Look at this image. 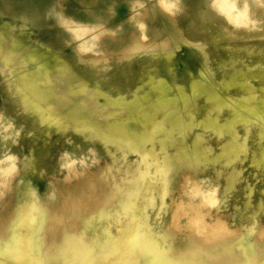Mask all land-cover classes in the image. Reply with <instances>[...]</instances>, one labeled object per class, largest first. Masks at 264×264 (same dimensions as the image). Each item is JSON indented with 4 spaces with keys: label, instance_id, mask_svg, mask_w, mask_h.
I'll use <instances>...</instances> for the list:
<instances>
[{
    "label": "rangeland",
    "instance_id": "rangeland-1",
    "mask_svg": "<svg viewBox=\"0 0 264 264\" xmlns=\"http://www.w3.org/2000/svg\"><path fill=\"white\" fill-rule=\"evenodd\" d=\"M107 1L111 0H53L52 7L49 4L44 13L46 15L47 12L48 19L52 13L58 20L59 28L67 31L65 17L88 18L87 11L91 6H109ZM150 1L137 0L133 7L141 8L138 3L150 4ZM41 3L48 4L49 0H0V33L5 36L0 41L5 46L17 48V51L25 48L16 55L19 59L17 67L23 66L20 62L25 56L30 68L43 63L49 66L53 75L56 73L61 75V79L64 77L59 86L65 91L67 81L83 79L82 74L72 70L61 56L56 57V63H52L51 56L43 50H28L30 40L21 37H27L26 29L31 25L1 20L2 16H22L24 10L32 9L25 6ZM69 3L74 5L69 6ZM170 4L175 14L173 17L178 19L181 16V26L185 27L186 35L183 36L180 31L172 33L170 38L162 31L147 34L150 39L154 38L153 42H149L154 45L150 56L161 55L166 62L159 64L155 61L159 65L148 66L144 71L142 66L141 71L134 72L133 83L136 82V86L123 90L111 87V83L109 88L91 83L94 89L90 87V90L104 92L112 98L124 97L128 101L136 94L142 95L140 98L144 102L149 101V97L154 99L160 95L176 98L177 105L181 106L180 94L191 93V84L201 79L205 87L210 88L211 85L221 89L234 105L254 92L258 98L252 103L264 110V0H209V9L197 5L200 10L192 7L193 0H170ZM113 6L114 3L100 18L89 17L91 23H72L75 27L83 24L91 27V31L85 34L90 39L86 57L100 59L92 65L105 69L109 67V71H114L117 58L114 54L121 56L106 46L112 37L105 29L110 26L109 18L114 16ZM35 9L40 14V9ZM13 38L18 41L15 47ZM33 41L37 46V39ZM122 51L125 52V49ZM78 53L84 57L81 50ZM30 55H35V58H30ZM14 67L16 65L10 64L0 69V108H11L9 104H3L1 91L4 85L12 82L10 71ZM99 71L95 78L102 79L103 71ZM202 71L205 74L203 77L200 74ZM142 72L147 73L142 76ZM108 80H111L109 74ZM139 85H142L141 89L137 90ZM84 96L83 93L69 94L74 104ZM191 96L200 103L199 117H202L210 102L201 90ZM92 103L100 108L103 101ZM115 107L110 104L109 109ZM225 113L229 115V111ZM170 114H180V109H173ZM8 121L0 123V223L4 220L0 234L4 239L13 231V219L35 199L42 211L51 209L54 215H58L44 223L41 232L47 244L55 243L53 248L56 249L61 245L64 229L80 231L96 241L95 259L92 260L97 264L109 262L110 259L100 258L109 253V257L113 258V243L124 235L131 215L120 209L118 200L121 190L123 192L135 185L132 177L138 175L141 169H147L153 173L156 171L154 174L160 188L153 192L154 204L146 207L141 220L158 233L174 230L169 240H173L175 250L187 248L191 238L202 243L204 237L223 238L225 233L242 236L245 245L252 241H257L259 245L262 243L259 237L264 234V112L260 118L253 117L247 127L239 128L240 136L246 137V145L245 152L236 157L220 155L221 144L210 128L195 127L187 129L186 134L176 130L167 146L157 144L156 154L152 151L150 140L142 146L143 149L117 148L114 145L108 149L101 143L93 145L77 134L74 135L76 143H71L69 137L73 136L44 125L36 128L37 139L31 140L25 135L18 143V136L13 135V127ZM194 135H197L200 151L189 153L193 149ZM30 140L32 145L28 144ZM36 142L38 148L35 147ZM77 143L83 150L76 147ZM36 149L42 153L39 154ZM116 184L119 186L116 187ZM109 193L113 195L106 204L109 215L100 217L98 207L103 205ZM76 210L81 213L79 218L74 215ZM35 226L36 222L32 227ZM50 259H55L52 264H62V257Z\"/></svg>",
    "mask_w": 264,
    "mask_h": 264
},
{
    "label": "bare ground",
    "instance_id": "bare-ground-1",
    "mask_svg": "<svg viewBox=\"0 0 264 264\" xmlns=\"http://www.w3.org/2000/svg\"><path fill=\"white\" fill-rule=\"evenodd\" d=\"M46 15H48L47 12ZM1 38L5 39L2 33H0ZM12 44L14 47L18 44L17 38H13ZM24 49L21 48L19 51ZM19 51L17 48L5 46L0 41V69H4L6 65H16L10 71L12 82L10 81L7 86L19 98L18 107L2 106L0 108V123L6 122L7 119L10 121L15 133L11 134L18 136V143L25 135L30 136L31 140L37 139L36 128L44 125L57 129L62 134H70L68 136H73L69 137L71 143H76L74 140L76 134L93 145L101 143L108 149L110 145L117 148L143 149L142 146L150 140L152 151L156 152L157 144L162 146V143L167 146L169 138L176 130L186 134L187 129L202 127L210 128L217 134L222 148L221 156L236 157L245 152L246 145V137L240 136L239 128L247 127L253 117L260 118L264 112L258 104L252 103L258 98L254 92L244 96L234 105L221 89L211 85L207 88L201 79L191 84V93L180 92L181 106L177 105L176 98H165L160 95L154 99L149 97V101L146 100L147 103L140 98L142 95L138 94L131 101L124 97L112 98L104 92L90 90V87L94 89V86L83 79L65 80L67 87L63 91L59 82L62 83L64 77L61 79V75L56 73L53 75L46 64L40 63L35 68H30L27 57L22 56L20 63L23 66L17 67L19 59L16 55ZM31 57L35 58V55H30ZM200 74L202 77L205 76L203 71ZM141 86L139 85L137 90L141 89ZM198 90H201L206 95V100L210 102L202 117H199L200 103L193 100L191 96ZM79 93L85 96L74 104L69 94L79 95ZM93 101L97 103L103 101L102 106L99 108L93 105ZM110 104L116 107L109 109ZM173 109H180V114L171 115ZM225 111H229V115ZM222 117L223 121H221ZM224 135L226 136L223 137ZM31 140L28 144L33 143ZM197 142V135H194L193 149H190L189 153L200 151ZM35 147L38 148V142ZM76 147L83 150L78 143ZM36 150L39 154L42 153L39 149ZM138 173L131 179L135 185L125 188L123 192L121 190L118 200L120 209L131 214L124 235L113 243L115 247L112 251L113 258L109 257L110 253L105 254L100 259H110V261H102L100 264H264V234L262 233L259 237L262 240V243L259 241L260 245L257 241L245 245L242 236L237 237L226 233L223 238L204 237V242L197 243L194 238H191L192 234L187 248L175 250L172 245L173 240H169V237L174 235V230L158 233L141 220L146 207L154 204L152 194L158 191L160 185L158 178H155L156 171L153 173L147 169H141ZM117 186L119 185L116 184ZM111 197H113L112 194H107L103 205L98 207L97 212L100 217L109 215L106 204ZM26 206L21 214L13 219L14 227L10 236L4 239L0 234V264H52L55 259L50 258L59 257H62V264H97L92 260L95 259L93 252L96 247V241L93 238L80 231L64 229L61 245L54 249L55 243L47 244L41 231L48 218L58 217V215H54L48 208L46 210L49 211H42L35 199ZM74 215L79 218L81 213L76 210ZM38 216H40L39 219H37ZM3 221L0 223L1 229H3ZM35 222L36 226L33 228Z\"/></svg>",
    "mask_w": 264,
    "mask_h": 264
},
{
    "label": "crops",
    "instance_id": "crops-1",
    "mask_svg": "<svg viewBox=\"0 0 264 264\" xmlns=\"http://www.w3.org/2000/svg\"><path fill=\"white\" fill-rule=\"evenodd\" d=\"M51 1L53 0H49L48 4H34L32 7L25 6L24 8L32 9L24 10L25 12H23L22 16H2L1 20L2 22L31 25L26 29L27 37H21L25 38V40H30L31 46L28 50H43L47 55L51 56L52 63L56 61V57H63L72 70L75 69L82 74L84 80L86 79L90 84L99 85L103 88H109L110 83L111 87L115 86L123 90L129 86H136V82L133 83L134 72L136 73L137 70L141 71L142 66H144V71L148 66L153 67L161 62H166L165 57H161V55H157V57L156 55L150 56L154 50V45L153 43L149 44V42H153L154 38H149L147 35L149 32L162 31L168 33L169 38L172 33L177 31L182 32L183 36L186 35L185 27L181 26V16L178 19L173 17L175 14L171 9L170 0H154V3L151 0L150 4L138 3V5L141 4V8L137 9L133 7L137 0H111L107 1L109 6H91L87 11L88 16L90 18L95 16L100 18L107 14L106 12L111 9L114 3V16L111 19L109 18L108 23L110 26L105 29V32L112 37H110L109 43L106 42V46L115 53H120L121 56L114 54L117 56L114 61L116 64L113 65L114 71H109V67L105 69L92 65L98 63L100 59L92 60L91 57H86L90 50V39L85 34L91 31V27L84 24L91 23L90 18H79V16L69 15L65 17L68 25L67 31L60 29L58 20H56L54 15L51 13L48 19L44 13L48 5H51ZM208 3L209 0H193L192 7L198 10H200L198 6L202 7V9H209ZM68 5L73 6L74 3H69ZM36 7L40 9V14L35 9ZM7 8L12 9L14 7L7 6ZM74 22L84 24L83 26L78 25L75 27L72 25ZM80 36H82V39H80ZM33 37L37 39V46H34ZM124 49L125 52L122 51ZM76 50H81L84 57H81L78 53L79 51L77 52ZM78 58L82 61L78 60ZM155 61L159 64H155ZM129 65L132 67H128ZM99 70L103 71L102 79L95 78L96 73L100 72ZM145 73L142 72V76ZM108 74L111 80H108ZM98 81L100 84H97ZM2 90L3 104L7 103L11 108L18 107L19 98L12 93L11 89L4 85Z\"/></svg>",
    "mask_w": 264,
    "mask_h": 264
}]
</instances>
